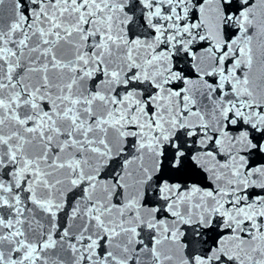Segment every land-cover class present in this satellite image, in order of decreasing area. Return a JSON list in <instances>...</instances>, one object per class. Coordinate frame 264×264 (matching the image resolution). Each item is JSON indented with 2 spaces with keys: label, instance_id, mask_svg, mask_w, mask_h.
<instances>
[{
  "label": "snow or ice",
  "instance_id": "obj_1",
  "mask_svg": "<svg viewBox=\"0 0 264 264\" xmlns=\"http://www.w3.org/2000/svg\"><path fill=\"white\" fill-rule=\"evenodd\" d=\"M0 264H264V0H0Z\"/></svg>",
  "mask_w": 264,
  "mask_h": 264
}]
</instances>
